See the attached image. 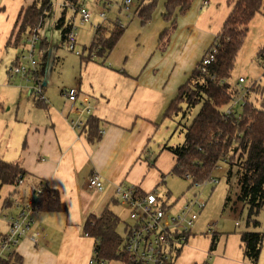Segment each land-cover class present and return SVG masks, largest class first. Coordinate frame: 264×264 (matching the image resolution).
<instances>
[{"label":"crops","instance_id":"0c3cea01","mask_svg":"<svg viewBox=\"0 0 264 264\" xmlns=\"http://www.w3.org/2000/svg\"><path fill=\"white\" fill-rule=\"evenodd\" d=\"M33 1L0 2V66L8 59L0 68V158L18 163L26 173L21 185H3L0 190V234L7 229L4 215L14 213V202L34 195L45 184L58 192L65 209L41 211L36 203L34 224L27 237L18 242L16 255L21 264H88L96 242L83 232L89 215L98 217L106 208L110 210L118 218L117 228L122 224L121 234L116 228L121 241L130 225L127 209L115 196L116 184L135 185L141 193L157 191L160 201L166 205L176 203L177 207L197 194L186 195L190 190L187 187L188 191L172 200L173 194L164 186L165 177L173 174L175 157L163 147L176 143L169 142V133L162 135L165 121L173 119L162 117L179 86L214 41L235 0H193L190 8L178 15L166 47L158 46L159 34L168 26L161 16L163 0L146 24L134 16L135 6L131 11L130 7L128 11L119 8L118 13L125 11L124 21L117 16L125 29L105 64L94 58H81V52L92 39V24L100 22L97 13L100 8L93 10L83 3L93 12L92 21L96 23L81 24L74 11L65 14V21L77 27L76 49L80 51L79 54L71 51L78 57L71 65L57 51L58 40L65 47L61 31L56 27L63 9L52 22L53 28L49 23L44 31L49 9L39 30L40 42L46 47L40 50L37 66V80L45 99L43 107L35 103L34 83L20 77L6 79L7 67L16 60L19 62L24 52V43L16 48L12 42L7 43L8 38L20 8ZM11 12L15 15L14 22H8ZM50 36L56 43L48 40ZM67 76L71 79L67 80ZM56 83V89H52ZM72 87L79 90L80 96H87L91 105V115L85 117L87 125L82 132L71 127L70 121L76 113L72 103L61 94L63 88ZM95 172L104 181L101 191L88 184L89 176ZM5 186L10 188L2 197ZM7 197L10 202H4ZM179 199L183 201L178 202ZM116 207H121L125 213L123 219L127 217L128 222L117 215ZM215 225L216 222L213 233H218V241L211 256L208 255L213 233L208 228L200 232L192 228L174 264L206 261L207 264H249L244 259L241 230L236 229L239 224L235 222V227L227 230L217 229ZM34 231L40 232L36 242L29 238Z\"/></svg>","mask_w":264,"mask_h":264},{"label":"trees","instance_id":"16d2710c","mask_svg":"<svg viewBox=\"0 0 264 264\" xmlns=\"http://www.w3.org/2000/svg\"><path fill=\"white\" fill-rule=\"evenodd\" d=\"M160 1L137 0L134 16L139 18L141 24L148 23ZM192 1L163 0L161 16L168 26L159 34V47H166L170 35L176 28L178 15H183L190 8ZM64 2L76 7L85 0H64ZM50 7L51 0H34L30 5L21 7L7 43L12 42L16 48L24 43L25 36L38 24L41 26ZM261 7L262 0L234 1L230 14L214 39L218 41L219 47L214 60L207 66V72H202L199 61L187 80L179 86L176 96L170 101L162 117L173 119L180 115L183 118L188 111L200 104L191 123L185 125L183 142L163 147L175 157L171 172L184 180H190L188 187H193L195 184L209 180L217 165L225 164L226 174L229 178H235L238 187L237 198L246 206L247 227L258 226L256 216L264 205V106L258 107L246 97L240 117L225 118L222 113L230 104L234 93L227 79L244 43L249 23L261 11ZM66 8L67 6L63 7L61 17L56 23V27L61 31V40L64 42L71 28V23L65 21ZM108 19L94 30L90 44L81 52L83 60L94 58L105 64L107 55L125 29V26L119 25L117 18ZM41 42L40 48L45 50L46 47ZM256 54L264 61V44ZM13 64H18V60ZM37 84L42 90L40 82ZM32 94L36 105L43 107L44 104L39 99L40 95L34 90ZM94 124L92 120V128ZM25 175V171L18 163L0 158V190L3 185L16 184ZM4 202H10L8 197ZM35 202L41 211L65 209L58 192L48 187L42 189ZM117 224L118 218L106 208L98 217L93 215L87 217L83 224V232L95 239L96 257L105 261L116 259L122 264H135L118 253L122 241L116 232ZM239 233L245 261L249 264H257L264 241L263 233L243 230ZM211 236L208 256H211L218 241V233H213ZM15 261L16 264H21L18 255ZM203 264H207V261Z\"/></svg>","mask_w":264,"mask_h":264},{"label":"built area","instance_id":"2783aa9c","mask_svg":"<svg viewBox=\"0 0 264 264\" xmlns=\"http://www.w3.org/2000/svg\"><path fill=\"white\" fill-rule=\"evenodd\" d=\"M132 0H120L119 8L126 11L129 10ZM206 3V2H205ZM105 9L99 12L100 22L92 24L95 30L99 25L104 23L107 18L111 4L109 1L104 3ZM59 6H71L73 11L77 13L79 22L90 23L91 11L83 4L73 7L72 5L61 2ZM130 14V13H129ZM117 18L120 26H124L122 21ZM39 24L25 37L24 52L20 55L18 64H12L7 69V79L13 80L17 76L23 77L26 81L34 83L32 91H36L40 98H43V93L39 84L36 83V72L39 64V58L36 54V46L40 43ZM77 27L71 24V28L67 33L65 47L69 51L80 53L76 49L77 44ZM219 43L215 40L208 48L206 53L200 59V69L202 72H207V66L211 64L217 53ZM263 65L264 61L262 60ZM242 77L239 78L238 84L243 82ZM246 87L236 89L232 95L230 104L223 110L225 118L229 116L240 117L242 107L245 103ZM66 100L72 103L76 116L70 121L73 129L82 132L87 125L85 117L91 115V105L87 96H80L76 88H63L61 91ZM217 169L220 165L216 166ZM218 182L216 177H211L202 183ZM201 183V184H202ZM22 184V179H19L16 186ZM88 184L96 191H101L104 187V181L98 173H93L88 178ZM196 184L195 186H199ZM46 187L42 184L38 187L34 195L18 198L14 204V213L7 216L4 215L7 222V229L0 234V264H16V246L23 238L27 237L29 231L34 224L33 213L36 209V197ZM115 196L119 202L127 209L130 225L128 226L122 240V245L118 251L120 256L127 258L135 264H168L174 263V260L185 245L194 223L196 222L199 213L205 206V200L199 195L192 196L180 204L176 203L166 205L158 199L157 191L141 193L138 187L132 184L119 183L115 186ZM209 229L210 234L213 233ZM40 232H31L29 238L32 242H36ZM88 264H105V260L96 257L94 254L89 259Z\"/></svg>","mask_w":264,"mask_h":264},{"label":"rangeland","instance_id":"374dc122","mask_svg":"<svg viewBox=\"0 0 264 264\" xmlns=\"http://www.w3.org/2000/svg\"><path fill=\"white\" fill-rule=\"evenodd\" d=\"M99 1L100 2L95 3L96 0H85V2L88 3L89 7L92 6L93 10L100 8L101 9L100 11L105 9V7L102 9L103 3L109 1L111 7L107 12V18L112 20L118 16L120 19H122V21H124L123 17L125 11H121V13H118L119 12L118 4L120 0H99ZM0 2H2V0H0ZM61 2H64V0H51L50 12L45 17L44 20V26H43L44 31L47 30L49 23H51V28H53L52 22L58 18L61 9H63L61 6H59V3ZM136 5H137V0H132L130 3V11H131V7L132 6L136 7ZM100 11L98 12L96 11V12L99 13ZM67 12L73 13V8L71 6H67L66 13ZM91 14H92L91 15V21H92L95 16L92 11ZM14 17H15L14 13L11 12V15L7 16L8 22L9 21L14 22L15 20ZM47 38L50 42L56 43L55 39H53L51 36ZM58 41L59 42L57 43V45L59 47L57 51L59 54L63 55L64 58H66L65 59L66 64L71 65L75 59L78 60V57L74 52L67 50L65 47L61 45L60 40ZM263 44H264V0H262L261 11L258 12L249 23V29L244 39V43L240 51L238 52L231 75L227 79V82L231 85V89L233 91H235L236 89L246 87L247 93L245 95V98L247 97L258 107H262L261 105L264 106V75H263L264 65L262 60L256 53ZM39 47H40V43L37 44L36 46L37 55H40V50H42ZM7 62L8 59L3 61L1 63L0 68L4 67V65ZM36 76H37V72H36ZM18 77L23 78L21 76H17L16 78ZM240 77H242L244 81L238 84V80ZM6 79H7V74H6ZM66 79L70 80L71 78L67 76ZM30 83H32V81H30ZM56 85L57 83L55 84V86H53L52 89H56ZM39 99L42 101L45 100L44 97L43 98L39 97ZM199 107L200 104H197L190 111H188L183 118L180 115H178L175 118H173V120H166L164 125L162 126V135L169 133L168 140L171 144H175V143L177 144L183 142L185 127L191 123L192 119L199 110ZM166 128L168 132L166 131ZM220 166L221 169L216 168L212 174L213 177L218 178V183L216 184L202 183L197 187H192V188L190 187V190L188 191L187 187L190 185V180L187 179L184 180L178 177L177 175L169 174L165 177L166 182L164 186L170 190L171 194H173V196L171 197L172 200L174 198H178L180 194L184 191H188L186 195L197 192L196 195H199L203 200H205V207L201 212V214L199 215V218L193 225V228L196 229V232L204 231L207 228L212 229V226L215 224V222H216L215 226L217 229H222V230L232 229L235 227V222H237L239 224V226L236 227L237 230L239 229L243 231H261L263 233V239H264V205L259 211L258 215L256 216V219L259 222L258 226L247 227L246 225L247 209L246 206H244L243 203L239 201L237 198L238 187L235 183V178L234 177L229 178V176L226 174L225 164L222 163ZM8 188L10 187L5 186L2 189L1 191L2 197L5 195V192ZM177 201L181 202L183 200L179 199ZM115 211L117 215L121 216L122 219L125 217L124 216L125 213L121 209V207H116ZM123 221L128 222L129 220L126 217L125 219H123ZM121 230H122V224H120L117 228V231L119 233L121 232ZM105 264H122V262L120 260L112 259L110 261H105ZM257 264H264V241Z\"/></svg>","mask_w":264,"mask_h":264}]
</instances>
